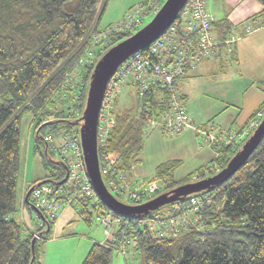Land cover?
Wrapping results in <instances>:
<instances>
[{"label": "trees", "instance_id": "1", "mask_svg": "<svg viewBox=\"0 0 264 264\" xmlns=\"http://www.w3.org/2000/svg\"><path fill=\"white\" fill-rule=\"evenodd\" d=\"M257 1L262 9L249 20L264 23V0ZM107 4L108 0H0V264H42L44 243L52 239L56 217L49 221L43 211L34 208L31 192L34 187L43 185L62 187L68 169L62 161H53L41 135H45L42 131L48 127L53 133L57 132L60 122L68 124L66 133L76 132L73 127L79 118L70 119V106L77 107L76 101L81 98V111L85 107L91 73L107 50L98 55L92 65L82 69V80L75 87L79 92L69 89L68 98L64 100L60 88L85 50L89 33L98 31ZM247 27L253 31L250 25L244 24L246 34ZM213 28L217 38L224 42L229 39L233 25L224 18L215 21ZM128 36L130 34H125L114 44ZM260 84L264 86V78ZM136 96L137 105L124 111H118V97L117 124L107 147L122 171H130L133 164H138L145 145L147 121L152 116L165 115L170 107L168 94L160 87H151L143 95L136 88ZM262 107L264 102L243 129L257 113L264 112ZM26 111L33 113L35 127L50 120L42 125L39 133L32 130L36 138L34 152L40 155L48 175L29 186L23 202L38 213L39 225L42 220L46 222L45 226L42 221L37 231L15 218L21 208L18 188L25 168L21 160V118ZM252 133L245 137L246 141ZM242 143L243 140L237 145L217 146L218 155L213 161L225 168L242 148ZM98 154L101 160V149ZM181 164L180 160L161 163L155 169L154 180L150 181H161L166 192L180 186L182 181L175 180V173ZM198 175L195 181L205 178L203 170ZM197 195L209 201L204 204L200 218L189 223L178 236L154 238L147 230L137 228L134 250L142 256L143 264H264V137L231 178ZM189 196L177 202L186 205ZM98 206L99 213L110 210L100 199ZM72 207L86 220H90L94 212L84 203ZM121 217L122 227L125 222L135 227L139 219ZM35 234L40 235V239L35 238ZM117 248L119 241L114 244L96 242L81 264H113Z\"/></svg>", "mask_w": 264, "mask_h": 264}, {"label": "built area", "instance_id": "2", "mask_svg": "<svg viewBox=\"0 0 264 264\" xmlns=\"http://www.w3.org/2000/svg\"><path fill=\"white\" fill-rule=\"evenodd\" d=\"M161 0H150L128 11L123 19L105 30H91L87 39L86 48L65 76L60 92L62 98H68L69 89H75L76 83L82 80V69L92 65L98 55L112 47L117 39L125 34H133L144 23L148 15H156L161 9ZM214 15L210 12L206 0H188L180 11L177 19L153 43L144 49L135 52L126 60L109 81L99 113L97 127L98 150H102L100 168L107 188L117 198L127 196L130 204L138 205L153 199L164 185L152 182L150 185L144 178L136 176V164L130 171H122L117 160L107 151L111 135L117 124V100L121 89L132 85L141 95L151 87L163 88L168 94L169 110L160 118L151 117L147 127L158 129L162 135L175 136L188 129H195L208 143L225 140V132L221 130L213 133L212 130L197 128L187 110L186 103L177 89V81L182 79L188 70L197 64L217 59L221 55L222 47L234 42L228 39L224 42L217 38L213 25ZM247 34L251 33L249 27ZM79 92V91H78ZM76 101L77 107L69 109L70 119L82 116V100ZM79 105V106H78ZM264 118V112H259L256 118L249 123L241 135L230 134L225 144H239L241 136H248ZM50 120H44L39 127L32 125V130L40 132L42 125ZM47 147L60 156L68 172L63 186L55 189L53 186L43 185L34 187L31 201L39 211H45L53 219L66 207L77 203H84L92 211L98 210L99 196L97 195L87 174L80 132L63 133L55 136L51 132L41 135ZM222 170L221 163L207 167L203 174L210 177ZM207 197L190 195L188 203H173L165 213H152L137 219L136 226L129 222L124 224L123 217L110 210L101 211L98 222L104 227L108 240L105 243L114 244L119 241V250L127 255L137 244V228L147 230L154 238L178 236L189 225L200 218ZM42 226V223H40ZM40 239V235L35 234Z\"/></svg>", "mask_w": 264, "mask_h": 264}, {"label": "rangeland", "instance_id": "3", "mask_svg": "<svg viewBox=\"0 0 264 264\" xmlns=\"http://www.w3.org/2000/svg\"><path fill=\"white\" fill-rule=\"evenodd\" d=\"M148 1L150 0H108L107 8L99 21L98 29L99 30L108 29L112 25L120 22L123 19L124 15L132 8L147 3ZM165 1L166 0H161L160 2L161 4H164ZM207 1H208L207 3L208 8L210 12L214 15L215 21H220L223 20L224 18H228V20L232 23L233 29H232V33H230L229 35V39L234 38V39H238V41L233 42L232 44L226 46L224 51L226 54L224 55L223 61H220L221 60L220 58L214 60H207L210 61V63L207 64L208 71L207 70L202 71V73L198 74L197 75L198 77L191 82L190 89L192 93L196 94V96L198 97L197 98L198 103L201 101L205 102L207 99L204 98V95L202 94H208L209 96L218 98L217 95L213 93H207L203 90V87L201 85L204 82L206 81L211 82L217 80V78H221V75L222 76L227 75L229 76L230 79L239 78L241 80L243 79V77L249 76V74H254L257 71L258 67L256 66V63L253 60L252 54L254 52L255 47L252 44L251 39H255L256 37H260V38L263 37L261 39H264V23H260L256 20L254 21L249 20L251 16L257 14L262 9L261 4L257 0H207ZM153 18L154 15H148L145 18V21L141 25L139 30L145 27L147 24H149L153 20ZM244 24L250 25V27L253 30L251 34L247 35L245 33L243 29ZM126 38L127 37H124L123 40ZM229 49L230 51L228 52ZM221 69L222 71L219 72V70ZM88 86L89 84L87 85V91H88ZM248 87L249 86H246V88ZM256 88L257 89L260 88L264 91V86H262L258 82L256 84ZM252 95H253V91L249 92L245 96V113H248L255 108L254 106H250L252 101L250 98L252 97ZM136 105H137L136 88L131 85L125 86L122 89L121 94L119 95L118 111L131 109ZM186 107L191 116V119L195 122L197 128H202L204 130H212L213 133H218L221 130H223L224 132L228 131V128L226 126L219 127L214 125L213 123H206L203 121H199L196 118L193 110H191L190 105L187 104ZM84 109L85 107L82 109L81 112H83ZM33 119H34L33 113L30 111H26L21 118V133H22L21 160L23 167H25V173H23V177L26 174V168H27L26 159L29 156L30 157L29 160L31 164L30 166L31 173L35 178V180L40 178L45 179V177L48 175V172L45 171L43 168L40 155L35 154L34 152L36 138L32 131ZM67 126L68 124L66 122H60L58 123L59 130L57 132L53 133L50 127H48L47 130H44L42 132L44 134H46L47 132H51L55 136H59L67 132L68 130ZM205 126L208 127L210 126V128H205ZM211 126H216L217 129L216 128L214 129ZM231 127L237 131L240 130V127L237 125L233 124L231 125ZM73 129H75V131L77 130L79 131L80 125L74 126ZM190 130L195 131L197 135L195 136L199 142V145H204L208 143L204 139H202V137L199 135L197 130L195 129H190ZM254 130L255 129H253L252 131L254 132ZM30 136L32 138V146L28 154L27 146L30 143ZM148 137H149V132L148 129H146L145 143ZM163 137H165L164 139H168L166 137H173V136L163 135ZM244 141H246L245 137L243 139L242 144H244ZM44 148L45 145L43 146L42 144L41 149L43 152H44ZM49 152L53 161H61L59 155L53 153L52 151ZM215 163H217V161L212 160L209 163H206L201 167L197 168L196 169L197 171L195 170L196 172L193 171V173L195 172V174L191 175V177L187 179L186 178L182 179L180 185L196 182L192 180V177L195 176L196 174L198 177L199 176L198 173H200L201 170H203L204 172V170L207 167L212 166ZM141 164L142 163H138L136 167L138 168ZM148 165L150 166V173L149 175H145L143 178H145L148 184L150 185V183H152L151 181L154 180L153 178L156 167L155 168L151 167L150 159L148 160ZM182 165L183 164H181L179 168H181ZM179 168H178L179 174H184L188 170V168L185 167L179 171ZM23 177H21L20 179L19 187L20 186L22 187L21 184L23 183L22 181ZM184 180L187 181L184 182ZM156 182H158L159 184L162 183L161 181H156ZM165 185L167 186V183ZM162 190L156 193L155 197L166 192L164 191L165 189ZM119 200L126 204H130V201L127 196H119ZM169 206L170 204L163 206L156 212L165 213L167 212ZM63 210H64L63 216L61 218L58 217L57 218L58 220H56L55 223L53 224L52 241L44 243L43 254L41 257L43 264H81L94 243L97 242L100 244H104L108 240V237L106 236L104 231V227L97 220V216L99 214L98 210H95L93 213L91 212L92 217L90 220H86L85 218H83L80 214L77 213L76 209L72 206L66 207ZM19 213L21 214V211L15 214L17 220H20L21 218V215ZM23 214L26 217V222L28 226H30L34 231L40 229V225L38 222L39 220L37 219L39 215L38 213H36V211L33 209L32 206L26 205ZM43 214L46 217H48L49 221L54 220L52 217H50L47 214V212L44 211ZM44 223L46 226V222ZM81 254L83 256L81 262L76 263L77 260H79V257H81ZM113 264H143V260L139 252L135 251L134 249H132L127 255H124L117 248L114 250Z\"/></svg>", "mask_w": 264, "mask_h": 264}, {"label": "crops", "instance_id": "4", "mask_svg": "<svg viewBox=\"0 0 264 264\" xmlns=\"http://www.w3.org/2000/svg\"><path fill=\"white\" fill-rule=\"evenodd\" d=\"M261 38L256 37L255 39H251L252 44L255 47L252 56L258 69L254 74L248 73L249 76L247 77L250 78L245 76L241 80L239 78L230 79L227 75H221V78H217V80L211 82L206 81L201 85L205 92L213 93L217 95L218 98L209 96L208 94H202L204 95V98L207 99L205 102L201 101L198 103V97L196 94H193L190 89L191 82L198 77L197 75L202 73L204 70L208 71L207 64H209L210 61H203L197 64L195 67L190 68L186 75L177 81V89L179 94L184 99L186 105H190L191 110H193L196 118L199 121L213 123L219 127L226 126L228 128V131L225 132V140L228 139L230 134L238 136L241 135L245 129L244 128L242 130V128L246 125L251 115L257 112L261 104L264 102V91L260 88H256L257 82L260 83L264 78V39ZM225 48L226 47H223L221 49V55L218 57L221 59L220 61L224 60V55L226 54L224 52ZM229 51L230 49L228 52ZM221 71L222 69L219 70V72ZM246 86L249 87L246 88ZM251 91H253V95L250 98L252 100L250 106H254L255 108L250 112L245 113V96ZM261 110H264V107H262ZM233 124L239 126L240 130L237 131L232 128L231 125ZM216 126L211 127L217 129ZM205 128H210V126H205ZM148 132L149 137L146 143H144L145 145L143 152L139 155L138 163L142 164L138 168L136 167L135 171L136 176L140 178H143L145 175H149L150 166L148 165V160L150 159L151 167L153 168H157V166H159L161 163L168 160H181L183 165L181 168H179V171L185 167H187L188 170L184 174H179L177 170L175 173V180L181 181L184 178L187 179L191 177V175L195 174L197 168L214 160L218 155L217 148L223 146L226 143L225 140H219L213 143L199 145L195 131L190 129L185 130L173 137H166L168 139H164L165 137L161 135L158 129L148 128ZM241 137L243 140L246 136L243 135ZM31 146L32 138L30 136V143L27 146L28 154L31 150ZM28 157L26 159V174L24 177L22 176V187H19V199L21 203V214L19 213L21 215L20 221H24L27 226L28 224L26 222V217L23 214V211H25L23 202L27 196V190L29 186L35 181V178L31 173V164L29 160L30 157ZM193 171L195 172L193 173ZM196 178L197 174L192 177V180L195 181ZM63 212L64 210H62L59 216L56 217V220H58V217L61 218L63 216ZM15 218L17 219L16 216ZM28 227L31 228L30 226ZM50 241H52V239L48 242ZM82 257L83 256L81 254V257H79V260H77L76 263L81 262Z\"/></svg>", "mask_w": 264, "mask_h": 264}, {"label": "water", "instance_id": "5", "mask_svg": "<svg viewBox=\"0 0 264 264\" xmlns=\"http://www.w3.org/2000/svg\"><path fill=\"white\" fill-rule=\"evenodd\" d=\"M188 0H166L153 20L142 29L110 47L97 61L90 76L85 109L74 123L80 125V139L87 174L100 200L119 216L141 218L161 207L186 199L214 188L231 178L249 159L264 137V118L242 148L231 158L225 168L213 176L175 187L138 205L126 204L107 188L102 177L97 144V127L107 85L118 68L135 52L157 40L177 19ZM32 189L30 190V192ZM28 193V196L30 194ZM35 242L33 241V250Z\"/></svg>", "mask_w": 264, "mask_h": 264}]
</instances>
